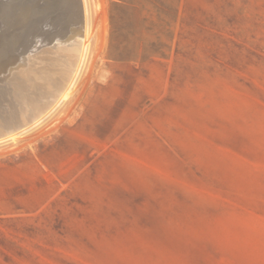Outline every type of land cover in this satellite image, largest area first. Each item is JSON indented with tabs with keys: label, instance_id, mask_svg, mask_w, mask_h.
I'll list each match as a JSON object with an SVG mask.
<instances>
[{
	"label": "rangeland",
	"instance_id": "374dc122",
	"mask_svg": "<svg viewBox=\"0 0 264 264\" xmlns=\"http://www.w3.org/2000/svg\"><path fill=\"white\" fill-rule=\"evenodd\" d=\"M94 1L70 98L0 143V166L29 151L53 181L40 207L0 212V264H264V0H157L178 18L143 64L108 58L113 0Z\"/></svg>",
	"mask_w": 264,
	"mask_h": 264
},
{
	"label": "bare ground",
	"instance_id": "6f19581e",
	"mask_svg": "<svg viewBox=\"0 0 264 264\" xmlns=\"http://www.w3.org/2000/svg\"><path fill=\"white\" fill-rule=\"evenodd\" d=\"M91 3L101 8L94 0H0V88L19 99L0 143L27 134L70 98L87 65Z\"/></svg>",
	"mask_w": 264,
	"mask_h": 264
},
{
	"label": "trees",
	"instance_id": "16d2710c",
	"mask_svg": "<svg viewBox=\"0 0 264 264\" xmlns=\"http://www.w3.org/2000/svg\"><path fill=\"white\" fill-rule=\"evenodd\" d=\"M144 11L147 14H143ZM178 11V5L172 6L157 0H113L110 9L108 58L118 62L135 61L143 64L154 56L168 57L165 49L170 51L171 44L163 40V35L172 41L174 31L173 29L157 31L155 28L162 25L172 27L177 21ZM154 13L157 22L150 19ZM146 34H153L155 40L147 39ZM99 130L101 127H98V131L96 130L98 136L106 135ZM64 145L65 142L61 146ZM81 150L76 149L74 152L81 153ZM38 155L51 169H54L55 164L58 163V161L52 163L53 161H50L45 151L41 149ZM59 160L62 161L60 158ZM35 170L38 171L34 178L37 180L39 189L27 190L24 187V183L27 182L25 175ZM42 174L38 160L29 151L12 155L6 160L5 165L0 166V212H9L15 208L40 207L53 193L49 191L53 181L44 180ZM36 192L46 193L40 197Z\"/></svg>",
	"mask_w": 264,
	"mask_h": 264
},
{
	"label": "water",
	"instance_id": "95a60500",
	"mask_svg": "<svg viewBox=\"0 0 264 264\" xmlns=\"http://www.w3.org/2000/svg\"><path fill=\"white\" fill-rule=\"evenodd\" d=\"M3 54H4V53H3ZM0 60H2V59H0ZM0 68H1V67H0ZM0 72H2L1 69H0ZM0 74H1V73H0ZM17 125H18V124H17ZM11 129H12V126H10V125H9V126H5V127H4V130L0 132V137L9 134L10 131H11Z\"/></svg>",
	"mask_w": 264,
	"mask_h": 264
}]
</instances>
